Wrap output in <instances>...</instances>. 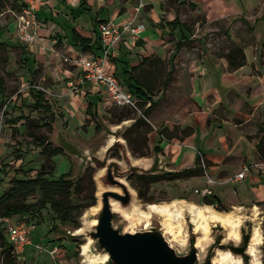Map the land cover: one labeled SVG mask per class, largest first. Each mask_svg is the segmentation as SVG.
Instances as JSON below:
<instances>
[{"label":"rangeland","instance_id":"rangeland-1","mask_svg":"<svg viewBox=\"0 0 264 264\" xmlns=\"http://www.w3.org/2000/svg\"><path fill=\"white\" fill-rule=\"evenodd\" d=\"M50 1L53 5L57 1L60 4L65 3V7L59 9L58 14L55 13L56 18L61 20L60 22L56 20L61 28L47 32L48 34L42 37L46 43L40 42L36 47H29L22 46L19 41L17 32L13 29L16 23L15 17L9 12L14 9L18 12L21 0H0V77L4 80L6 97L5 102L0 104V178L4 191L9 188L4 171H8L10 175L17 173L18 178H35L47 163V158L42 154L44 149L42 141L46 140L45 142H48L52 148L62 150V154L53 158L51 176L58 178L72 173L71 203L75 208L70 211V221L67 223H61L49 205L39 214L26 216L28 224L33 227L32 245L25 250L21 258L12 253L11 257H8L1 253L0 241V264H8L10 260L14 264H88L86 257L83 256V246L89 245L90 240L92 255L102 256L105 253L93 237L97 224L92 225L94 219L99 220L103 205L98 213H94L92 209L97 206L100 198L103 199L105 192L125 196L123 188L117 182L125 184L130 194V203L133 200L131 190H134L137 193L136 202L145 210L149 205L170 203L177 199L197 206H206L201 190L208 186V178L215 181L210 188L220 200L218 207L224 211L212 207L224 214L235 207L242 208L244 226L241 229L242 241L238 244L233 241L224 242L225 232L222 227L220 225L213 227L212 241L201 259L198 258L197 264H205L209 258L213 259L218 249L232 251L233 248L244 245L243 254L232 252L242 257L241 264H253L247 249L255 222L261 224L260 231L264 237V188L259 189L258 185L262 175L259 176L261 174L259 169H253L244 181H231L245 165L264 161L261 156L264 153V146L259 148L260 142H264V127L256 125L260 117L257 115L252 122L247 123V118L243 114L252 111L247 104L240 102V98L246 99L252 89L247 88L244 93L241 92L244 95L238 94L237 90V94L231 92L225 97L221 92L223 103L215 107L212 104L216 94H213L211 99L206 98V105L201 106L195 103L196 98L193 99L190 91L178 95L172 85L176 84L180 73L192 69L189 67L192 62L199 58L206 59V55L210 53L225 57L232 47L241 48L250 58L254 56L262 61L264 43L258 41L257 33H260L258 27L262 28L264 25V0H231L235 6L234 15L229 18L227 24L225 20L207 24L208 15L199 14L193 0H184V2L182 0L180 3L179 0H156L152 10L153 17L144 21L140 19L142 23L150 29H154L156 24L159 26L158 30L165 26L170 29L164 18L166 15L163 10H166L173 15L176 14L184 21L185 26L170 30L172 34H166V41L172 44L169 47L175 58L170 62L165 61V73L170 69L174 70L171 79L174 84L170 82L164 87L165 77L163 75L161 77L160 74L158 90L154 91L156 93L152 97L153 102L159 103L145 118L148 119L146 121L150 132L135 138L127 133V137L134 138L132 143L125 139L123 133L126 128H131L135 121L129 119L120 122L119 117L124 112L130 111L135 118H143L144 111L150 105H142L139 111L117 107L108 99L103 88L91 83L78 84L83 72L81 73V67L75 64V59L80 56L75 54L71 56L66 50L69 37L68 20L77 26H82L84 28L82 30L90 32L95 31V27L101 21L112 20L114 15H124L130 5L135 6L134 17L137 15L138 18L144 10L148 12L152 5L143 4V10L137 12L136 7L144 3L141 0ZM50 1L47 0L46 6L49 7ZM68 3L76 7L81 17L77 13L72 18L73 15L67 10ZM247 5H250L249 12ZM53 9L56 10V7ZM3 12L6 13L1 16ZM51 21L42 19L41 24L50 26L54 19ZM198 27L201 29L199 30ZM182 37L190 39L191 44H185V48L178 50L175 47L176 42ZM54 41L57 43L54 44ZM247 45L252 46V49H245ZM136 47H131L130 53L125 54V61L129 66L139 60L138 53L141 49ZM157 50L161 51L159 47ZM180 53L181 56L184 55L181 60ZM26 56H29L28 63L25 61ZM170 63H174L173 67ZM252 70L256 74L255 67L252 66ZM116 76L126 88V83L121 80L123 78ZM184 79L186 82L190 80L189 77ZM71 82L78 87V92L75 91L74 94L70 92ZM258 84L255 83L254 87ZM33 86L46 90L45 98L51 106V113L35 109L36 98ZM87 86L93 88L90 89L93 93L89 98L83 96V93H87L83 88ZM188 87L191 85L184 86V90L189 89ZM258 92V95L253 97V103L264 102V94L262 91L258 90ZM209 103L211 108L206 107ZM224 103L229 105L224 106ZM262 111L264 113V106ZM195 113L201 115L200 120L196 119L198 116ZM124 122L129 123L127 127L117 130L116 128ZM188 128L193 130L190 136L187 135ZM153 132H158L161 136L158 142L155 141L158 134L157 136L153 134V140L150 138ZM112 138L116 142L108 146ZM157 146L162 150H156ZM133 149L137 153H134ZM140 154L154 159L156 166L152 172H157L155 175H169L193 168L198 157L205 172L199 177L174 181L163 179L143 187V184H135L137 183L135 178L132 182L129 181L132 175L149 176L148 173L151 172L150 169L133 165L131 160L139 157ZM47 166V170H50V166L48 164ZM101 170H104V173L97 180ZM109 171L114 182L108 178ZM262 174L264 176V172ZM137 189L145 193V199L139 197ZM41 199L42 193L36 192L35 198H30L29 202L35 203ZM112 199L118 202L120 207L126 208L130 205V203L125 205L110 196V200ZM256 208L258 210H255ZM114 215L113 227L122 233L128 232L131 225L120 213ZM21 218L16 216L12 219L23 221ZM190 220L188 217L189 222ZM159 229L160 225L156 220L151 229H144V225L137 224L134 230L143 232L159 231ZM0 231L7 239L1 223ZM184 236L186 244L176 243L173 247L180 256L189 254L191 248L196 246L198 235L194 233L192 224L188 223ZM246 238L249 240L245 244L243 241ZM258 250L260 264H264V240Z\"/></svg>","mask_w":264,"mask_h":264},{"label":"crops","instance_id":"crops-1","mask_svg":"<svg viewBox=\"0 0 264 264\" xmlns=\"http://www.w3.org/2000/svg\"><path fill=\"white\" fill-rule=\"evenodd\" d=\"M141 1L144 2V3H142L144 5L145 4L152 5V8H150L148 12H146L144 10V12L141 14L139 19H141L142 21H144L146 18L150 20V17H153L152 10H153L154 3L156 2V0H152V3H150V0H141ZM181 1L182 0H179L178 3H180ZM182 2H184V0ZM193 3H195L197 5L196 11L199 14H205V15L207 14L208 15L207 24H211L212 22L220 21V20H225L226 24H227V21L229 20V18H231L234 15L233 8H235V6L231 0H193ZM64 4H65L64 2H62L60 4L59 1H57V3L55 5H53L52 1H50L49 7L45 6L44 8H42V10L39 13L41 22H42V19L44 21H46V20H48V21L52 20L53 21V19H54V21L53 22L51 21L52 23L50 24V26H47L44 24L42 25L43 28H42L41 39L38 41L37 44H39L40 42H42V43L45 42L46 40L42 39V37H44L45 35L50 33L52 30H59L58 29L59 26L57 25L56 20L59 22L61 20L56 18L57 16H55V13L58 14L60 11L59 9H63L65 7ZM135 5H137V4H135ZM162 6H163V4H162ZM249 6L250 5H247V7H248L247 11L248 12L250 11ZM53 7H56V10H54ZM71 9H76V7L71 5L70 3H68V8H67L68 13ZM136 9H137V7H136ZM103 10L104 9H102V11ZM15 11L16 10L14 9V10H10L9 12H11L14 15ZM134 12H135V6L130 5L129 9L127 10V12L124 15L118 16V15L113 14L114 16H113L112 20L116 21L117 23H121L125 20L133 18L135 15ZM5 13L4 12L1 13V16H3ZM163 13L166 15V17H164V18L166 19V21L168 23L174 21V19L177 17L176 14L173 15L170 11L168 12L166 10L165 11L163 10ZM74 17L75 16H72V18H74ZM181 22L184 23V21H182V20H181ZM151 23H153L152 20H151ZM157 25L158 24L155 25L156 27L154 26V29H150V28H148V26H146V30H145L146 32L145 31L143 32L140 40L133 41L130 37H128L119 47L117 57L111 60V63L109 66V71L111 73L117 72L116 75L121 73L124 70V68H126V66H125L126 64L121 63V61L124 62L125 54H129L130 48L134 47V46L135 47L137 46L136 48H138V49L140 48L141 52L138 53V59L139 60H137L136 62H132L131 66L128 65L129 68L138 67L147 58L149 59V58L158 57L162 61H169L170 62L173 52L170 51L171 48L169 46L172 44L167 43L166 37L168 34H171V31L169 28H167V26L162 27V28H160V30H158L159 26H157ZM13 27H14L13 29L15 32V30H16L15 24L13 25ZM72 27H74L81 36L90 39L91 40V46H93L95 44L97 36L99 35L98 34V26L95 27V31L93 30L90 32H86V31L82 30V29H84L82 26H80V25L77 26L71 20H68V32ZM59 28H61V27H59ZM258 28H259L258 31L260 32V33H257L258 41L260 43H264V25L262 26V28H260V27H258ZM85 29H87V28H85ZM198 29L200 30L201 27H198ZM9 30H10V28H9ZM159 40H160V44H158ZM56 43L57 42L54 41V44H56ZM201 44H202V41H201ZM48 45H49V43H48ZM35 47H36V45H35ZM157 47H159L161 49L160 52H158ZM249 48L252 49V46L247 45L245 49H249ZM263 49H264V44H263ZM66 50H68V54H70L71 56L76 55V56L83 57V56H94L95 55V52H93V49H91L88 52H84L82 50V48L74 46L73 43L70 41L69 37H68V48ZM163 50H165V53H163ZM181 53L179 55L180 60L182 58H184V55L181 56ZM97 55H99V54H97ZM245 55H246V59H247V63H246L247 65H245V66H243L237 70H232V69H230V67L228 65L227 59H225L226 56L224 57V56L212 54V53L207 54L206 59L199 58L198 60L192 62V65L189 66L192 68L191 70L186 71V72L183 71L182 73H180L177 76L178 80L176 81V84H174V82L172 80L171 82H173V84H174V85H172V87L174 86V88H176V91H177L176 93H178V95L181 93L186 94L190 91L192 93L193 99H194V97L196 98V99H194L195 103L200 104L201 106L206 105L205 104L206 98L211 99L212 95L216 94V98H214V103L212 104V106H215V107L216 106L219 107V105L223 103L222 102L223 95L225 97V95H230L231 92L235 94L237 90L239 92L238 94L244 95V94H242V93H244V90L245 89L247 90V88H251L252 89L251 94L248 95L246 99L240 98V102H244L245 104H247L250 107L252 112H249L248 114H243V115L246 116V118H247L246 122L247 123L252 122L253 118L254 117L256 118L258 115V117H260V121L257 122L256 125L257 126L262 125L264 127V113L262 111V107L264 106V102L253 103V97L255 95L256 96L258 95V93H259L258 90L262 91V94H264V54H263V57L261 59L262 61L258 60V58L254 57V56H252L250 58L247 55V53ZM259 62H261V63H259ZM170 64H171V66L174 65V63H170ZM252 66L255 67L256 74L253 73ZM170 71L174 72V70H172V69H170L169 72ZM80 72L81 73L83 72V70L81 68H80ZM118 76H120V75H118ZM151 77L154 78V75ZM185 77H189L190 80L188 82H186L184 79ZM257 82L259 83L258 86L254 87L255 83H257ZM188 84L191 85V87H188L189 89L184 90V86H186ZM83 89L87 91L86 94L83 93V96H86L87 98L91 97V93H93V92H91L90 89H93V88L87 86V87H84ZM221 92L224 94L221 95L220 94ZM223 105L227 106L229 104L224 103ZM206 107L211 108L210 103ZM196 116H198V117H196V119L200 120L199 116H201V115L196 114ZM127 124H129V123L124 122L123 125L120 126V128H124V126L127 127ZM127 129L128 128H126L124 130V133ZM124 133H123V135H124ZM153 134L159 135L158 132L157 133H155V132L151 133L150 138H152V140L154 139ZM160 138H161L160 135L157 136L155 138V141L158 142V139H160ZM261 142H263V141H261ZM132 160L139 162V164H134L132 162L134 166H139V167H142L143 169H146V170L150 169L149 172L150 171L151 172L148 173L149 175L157 174V172H152L153 168H155V166H156V163L154 162L153 158L137 157V158H133ZM259 171L261 172V174L259 176L261 177V175H262V177H261V179H259L260 181L258 182V185L260 186L259 189H263L264 188V176L262 173L264 172V168L262 170H259ZM239 172H237V173H239Z\"/></svg>","mask_w":264,"mask_h":264},{"label":"trees","instance_id":"trees-1","mask_svg":"<svg viewBox=\"0 0 264 264\" xmlns=\"http://www.w3.org/2000/svg\"><path fill=\"white\" fill-rule=\"evenodd\" d=\"M75 10L76 9H71L69 11L70 14L76 16L78 13V15L80 16L81 13L78 12V10ZM168 26L170 27V30H177V28H182L185 25L177 16L174 21L168 23ZM69 32V39L74 46L82 48L84 52H88L93 49L95 55L100 53L101 44L99 35L97 36L95 44L91 46V40L81 36L74 27H72ZM189 41L190 39H188L187 37H182L181 40L176 42V49L179 50L186 46L185 44H191L189 43ZM22 46L25 45L22 44ZM173 58H175V54L172 55L171 60H173ZM226 59L230 69L232 70H237L245 66L247 63L244 50L238 47H232L231 51L226 55ZM28 60L29 56H26V63H28ZM121 63L126 64V68H124V70L117 75H120L119 77L123 78L121 80L123 81V83H126V88L143 101L140 103V108L142 107V105L145 106L146 103L151 102V107L146 109L143 113V116L147 118V116L150 115L151 111L159 103L153 102L152 97L156 93L154 91L158 90L157 85L159 84L160 74L161 77L162 75L165 77L164 87H166L171 82L173 72L170 71L168 73H165L166 63L158 57L149 59L147 58L138 67L129 68L125 60L124 62L121 61ZM112 73L116 75L117 72ZM153 75L154 78L151 77ZM33 91L35 92L36 98L35 109L44 110V112L46 113H51V106L49 103H47L45 93L42 91ZM5 98L4 80L0 77V104L5 102ZM144 117L135 118L130 111L124 112L122 116L119 117L120 122L129 119L135 120L132 127L126 130L124 133L125 139L129 143H132L135 137L142 134L146 135L150 132L149 125L147 124V121ZM127 133L132 134L134 138L127 137ZM192 134V128H188L187 135L190 136ZM45 141L46 140L42 141V144L44 146L42 154L47 158V163L46 165H44L42 171L37 173L35 178H18L17 173H15V175H10L8 171H4V174L8 179L9 188L7 191H4V193L0 197V218H13L16 216L26 217L31 216L35 213L39 214L49 205V208H51V210L61 221V223H67L68 221H70V211H73L75 208L71 203V196L73 195V181L70 179V177L72 173L64 174L63 176L58 178L51 176L54 164L53 158L59 154H62V150L60 148H52L51 145ZM263 146L264 143L260 142L259 148L261 149ZM155 149L159 151L162 150L158 146ZM133 152L137 153L135 149H133ZM261 156L264 158V153H262ZM139 157H145V155L140 154ZM47 164L50 166V170H47ZM203 173L204 168L200 164V158L198 157V161L193 168L170 173L171 175H132L131 177H129V181L132 182L135 178L137 179V183H135L136 185L140 183L143 184V187H148L150 184L158 180L168 179L169 181H174L178 179H190L199 177ZM36 192L42 193V199L35 203H30L29 199L35 198ZM138 195L141 199L146 198L145 193H143L141 190H138ZM203 201L206 206L208 205L218 207L220 204V200L216 197L215 194L212 197H204ZM218 210L221 212L224 211L219 207ZM248 240L249 239L246 238L243 242L246 244ZM0 241L2 246L1 253L6 254L8 257H11V245L8 240L4 238L2 231H0ZM244 248L245 245L240 248L235 247L232 249V251L238 254H243L245 251ZM8 264L14 263L12 262V260H10Z\"/></svg>","mask_w":264,"mask_h":264},{"label":"built area","instance_id":"built-area-1","mask_svg":"<svg viewBox=\"0 0 264 264\" xmlns=\"http://www.w3.org/2000/svg\"><path fill=\"white\" fill-rule=\"evenodd\" d=\"M46 5L47 0H21L20 9L14 13V17L17 37L23 45L34 47L41 39L42 24L39 13ZM143 8L144 5L141 3L136 10L141 12ZM145 30L146 25L140 21L137 15L121 23H117L114 20L101 22L98 25L101 44L99 55L83 56L75 59V64L83 70V77L78 84L91 83L96 87H101L113 105L139 111L140 103L143 101L129 89L123 87L120 79L109 71V66L111 60L117 57L121 44L128 37L133 41L140 40ZM32 88L36 91L46 92L42 87L33 86ZM69 88L72 94L75 91L78 92V87L72 82L69 83ZM147 105L151 107V102L145 104V106ZM263 168L264 161L254 165H245L239 173L234 175L231 181L242 182L253 169L262 170ZM213 184H215V181L208 178V186L201 190V194L204 197H212L214 195L213 190L210 188ZM4 190L0 181V197ZM21 219L23 221H14V219L6 217L0 218V223L3 225L7 240L11 245V253L19 258L32 245L31 235L33 230L32 225L28 224L27 217H22Z\"/></svg>","mask_w":264,"mask_h":264},{"label":"bare ground","instance_id":"bare-ground-1","mask_svg":"<svg viewBox=\"0 0 264 264\" xmlns=\"http://www.w3.org/2000/svg\"><path fill=\"white\" fill-rule=\"evenodd\" d=\"M120 127L116 128L117 130ZM115 141L112 138L108 146ZM122 143L124 141L121 140ZM134 164L139 162L132 160ZM104 170L99 172L97 180L102 177ZM100 188L101 184H100ZM133 200L126 208L120 207L115 200L111 201V207L114 213H120L122 217L131 225V229L127 230L130 233H135L137 224L144 225V229H151L153 222L156 220L160 225V231L163 233L169 244L174 247V244H186L185 231L188 223L194 227V233L198 235L196 247L199 250L198 258L201 259L202 254L206 251L212 241V228L220 225L225 232L224 242L233 241L238 244L242 241L241 229L244 226V217L241 216L242 208L235 207L227 214L218 212L212 206H197L185 200H174L170 203L149 205L145 210L136 202L137 193L131 190ZM101 198L95 208L94 213H98L102 209ZM255 210H258L257 208ZM188 217L191 219L188 221ZM97 219L93 220V226L97 224ZM260 223L255 222L250 242L248 244L247 253L252 257L253 264H260L259 261V246L263 243L264 237L260 231ZM91 243V240H90ZM83 246V256L86 257L88 264H107L109 260L108 253L102 256L92 255L90 246ZM213 264H241L242 257L235 255L230 250L218 249L215 257L212 259Z\"/></svg>","mask_w":264,"mask_h":264},{"label":"water","instance_id":"water-1","mask_svg":"<svg viewBox=\"0 0 264 264\" xmlns=\"http://www.w3.org/2000/svg\"><path fill=\"white\" fill-rule=\"evenodd\" d=\"M108 178L114 182L111 171ZM125 196L114 192L103 193V209L96 225L94 239L109 255L111 264H197L198 249L193 246L189 254L180 256L159 230H147L135 233H122L113 227L114 212L110 196L123 204L130 203V194L124 183L117 182ZM205 264H213L209 258Z\"/></svg>","mask_w":264,"mask_h":264}]
</instances>
